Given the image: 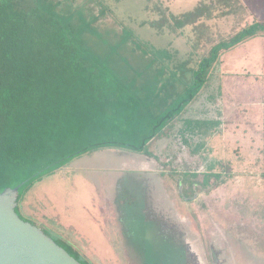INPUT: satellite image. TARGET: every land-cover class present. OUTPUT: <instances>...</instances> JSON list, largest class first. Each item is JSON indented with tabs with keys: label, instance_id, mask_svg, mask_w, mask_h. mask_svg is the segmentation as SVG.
<instances>
[{
	"label": "rangeland",
	"instance_id": "rangeland-1",
	"mask_svg": "<svg viewBox=\"0 0 264 264\" xmlns=\"http://www.w3.org/2000/svg\"><path fill=\"white\" fill-rule=\"evenodd\" d=\"M50 1L75 27L80 15L91 24L85 46L154 115L212 46L264 23V0ZM148 151L78 156L38 180L19 210L90 264H264V31L220 54ZM101 218L119 245L106 260L89 247L108 244Z\"/></svg>",
	"mask_w": 264,
	"mask_h": 264
},
{
	"label": "trees",
	"instance_id": "trees-1",
	"mask_svg": "<svg viewBox=\"0 0 264 264\" xmlns=\"http://www.w3.org/2000/svg\"><path fill=\"white\" fill-rule=\"evenodd\" d=\"M58 6L0 0V191L20 186L18 203L38 180L78 156L107 148L149 154L148 144L198 95L220 54L264 31V23L256 22L212 46L196 65L192 84L154 115L85 46L83 35L96 33L91 24L80 15L75 27L73 15ZM16 211L32 222L19 205ZM55 241L90 264L71 245Z\"/></svg>",
	"mask_w": 264,
	"mask_h": 264
},
{
	"label": "water",
	"instance_id": "water-1",
	"mask_svg": "<svg viewBox=\"0 0 264 264\" xmlns=\"http://www.w3.org/2000/svg\"><path fill=\"white\" fill-rule=\"evenodd\" d=\"M19 189L0 191V264H82L17 213Z\"/></svg>",
	"mask_w": 264,
	"mask_h": 264
},
{
	"label": "crops",
	"instance_id": "crops-1",
	"mask_svg": "<svg viewBox=\"0 0 264 264\" xmlns=\"http://www.w3.org/2000/svg\"><path fill=\"white\" fill-rule=\"evenodd\" d=\"M180 92H178V94H179ZM175 96H177V95H175ZM175 96L174 97H171L170 98V100H169V102H171L174 98H175ZM145 109V108H144ZM163 190V189H162ZM167 197V196H166ZM104 214H106L105 212L101 215V217H103V215ZM98 222V221H97ZM103 223H104V220H102V218H101V221L100 222H98V225L101 227V230H102V236H103V238L108 242V244H107V246H106V248H104V246L101 244V243H98V242H96V243H94L93 242V240L92 239H90L89 238V240H90V244H89V247L92 249V250H94V252L98 255V256H102L101 258L102 259H105L106 260V258L105 257H107V256H111V255H116V254H118V252H117V249H119V245H118V238L117 237H114L113 236V238H114V240H112V242L109 240V236L107 235H105L104 233V227H103ZM112 230L114 231L115 230V227H113L112 228ZM113 235H114V233H113ZM86 237V236H85ZM88 238V237H87ZM120 239H122V237H120ZM116 248V249H115ZM123 249H124V247H123Z\"/></svg>",
	"mask_w": 264,
	"mask_h": 264
}]
</instances>
